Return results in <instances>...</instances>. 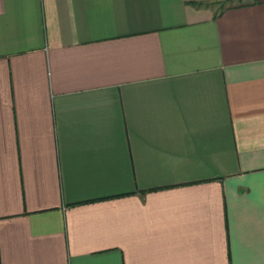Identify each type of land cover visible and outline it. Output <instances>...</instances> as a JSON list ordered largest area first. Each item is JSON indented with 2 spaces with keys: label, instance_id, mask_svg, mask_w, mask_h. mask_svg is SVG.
Wrapping results in <instances>:
<instances>
[{
  "label": "crops",
  "instance_id": "crops-1",
  "mask_svg": "<svg viewBox=\"0 0 264 264\" xmlns=\"http://www.w3.org/2000/svg\"><path fill=\"white\" fill-rule=\"evenodd\" d=\"M0 0V264H264V0Z\"/></svg>",
  "mask_w": 264,
  "mask_h": 264
},
{
  "label": "rangeland",
  "instance_id": "rangeland-1",
  "mask_svg": "<svg viewBox=\"0 0 264 264\" xmlns=\"http://www.w3.org/2000/svg\"><path fill=\"white\" fill-rule=\"evenodd\" d=\"M227 1H234V0H224V1H222V2H221V5H220V7H222V6H223V4H224L225 2H227Z\"/></svg>",
  "mask_w": 264,
  "mask_h": 264
}]
</instances>
